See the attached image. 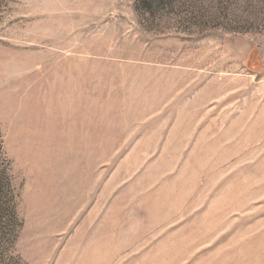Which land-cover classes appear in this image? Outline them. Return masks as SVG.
I'll list each match as a JSON object with an SVG mask.
<instances>
[{
	"label": "rangeland",
	"instance_id": "1",
	"mask_svg": "<svg viewBox=\"0 0 264 264\" xmlns=\"http://www.w3.org/2000/svg\"><path fill=\"white\" fill-rule=\"evenodd\" d=\"M0 264H264V0H0Z\"/></svg>",
	"mask_w": 264,
	"mask_h": 264
}]
</instances>
